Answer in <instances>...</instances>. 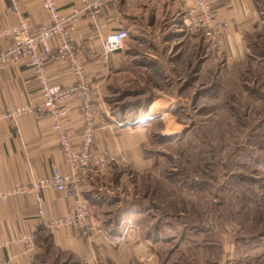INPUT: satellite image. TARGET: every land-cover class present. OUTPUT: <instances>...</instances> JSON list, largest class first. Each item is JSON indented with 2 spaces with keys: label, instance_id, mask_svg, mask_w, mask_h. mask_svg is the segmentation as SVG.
Masks as SVG:
<instances>
[{
  "label": "crops",
  "instance_id": "1",
  "mask_svg": "<svg viewBox=\"0 0 264 264\" xmlns=\"http://www.w3.org/2000/svg\"><path fill=\"white\" fill-rule=\"evenodd\" d=\"M18 1L21 15L33 31L48 22L41 0ZM77 1L55 0L65 17L70 16ZM213 1L229 24L217 38L188 31L187 12L192 0H111L98 12L77 18L73 31L77 61L95 94L93 156L111 158L107 166L95 164L92 158L83 177L82 191L92 226L86 235L70 226H48L50 221L64 217L72 205L63 192L44 188L39 192L40 203L33 194L9 196L0 203V264H142L144 243L134 225L139 209L124 204L129 198L120 182L151 169L152 157L144 153L151 125L163 124L156 135L168 134L169 122L175 126L170 107L180 98L176 94L199 93L206 81L210 53L226 60L239 59L244 53L245 35L260 21L258 0ZM9 7V0H0V29L20 19ZM112 31L125 32L124 46L105 54L103 41ZM9 42L0 40V49ZM45 73L61 86L75 80L65 61L48 62ZM143 85L150 87L146 109L114 114L113 96L126 88L136 93ZM40 100L39 83L24 60L0 70V190L46 177L52 168L69 171L48 116L21 114L17 128L4 116L7 108L34 105ZM161 109L169 119L162 116ZM141 117H148V122L143 124ZM65 125L79 150L83 131L79 102L70 103Z\"/></svg>",
  "mask_w": 264,
  "mask_h": 264
},
{
  "label": "rangeland",
  "instance_id": "2",
  "mask_svg": "<svg viewBox=\"0 0 264 264\" xmlns=\"http://www.w3.org/2000/svg\"><path fill=\"white\" fill-rule=\"evenodd\" d=\"M258 4L244 53H210L199 93L176 94L175 126L156 135L163 124L151 125V169L120 182L124 204L139 209L142 264H264V0ZM149 89L126 88L123 100H145Z\"/></svg>",
  "mask_w": 264,
  "mask_h": 264
},
{
  "label": "built area",
  "instance_id": "3",
  "mask_svg": "<svg viewBox=\"0 0 264 264\" xmlns=\"http://www.w3.org/2000/svg\"><path fill=\"white\" fill-rule=\"evenodd\" d=\"M111 0H78L72 7L70 16L60 14L55 0H41L42 8L48 14V22L33 31L27 19L21 15L18 0H9L10 9L20 15L19 21L0 29V40L10 42L0 49V70L11 68L24 60L33 70L40 86L41 100L37 104L18 105L7 108L4 116L17 128V117L21 114H45L52 120V129L56 135L59 150L65 157L69 171L60 172L52 168L49 175L16 184L0 190V203H5L9 196L33 194L40 203L39 192L51 188L65 193L72 200L67 214L48 223L50 228L74 227L83 235L90 232L91 214L83 196L82 181L86 168L94 158L95 164L109 162V156H93L94 129L96 125L95 94L88 82L82 77V69L77 61L74 43V22L81 14L96 13ZM193 6L187 12V29L191 33H201L207 38H217L228 29L227 21L215 9L213 0H192ZM124 31H112L103 41L105 54L121 50L124 46ZM52 42L54 43L52 45ZM65 61L71 66L75 80L72 84L61 86L52 83L45 73L48 62ZM79 102L83 120L81 148L77 150L68 134L65 121L70 112V103ZM38 215H42L41 208Z\"/></svg>",
  "mask_w": 264,
  "mask_h": 264
},
{
  "label": "trees",
  "instance_id": "4",
  "mask_svg": "<svg viewBox=\"0 0 264 264\" xmlns=\"http://www.w3.org/2000/svg\"><path fill=\"white\" fill-rule=\"evenodd\" d=\"M127 93V90H126ZM122 95L116 96L113 98V100H111L112 103V109L114 114L121 116L124 112L125 113H131V112H136L138 110L139 107H141V105L137 106V104H147L150 101V97H146L145 100H138V101H125L124 99V95L125 91H122L121 93ZM135 102V103H134Z\"/></svg>",
  "mask_w": 264,
  "mask_h": 264
},
{
  "label": "bare ground",
  "instance_id": "5",
  "mask_svg": "<svg viewBox=\"0 0 264 264\" xmlns=\"http://www.w3.org/2000/svg\"><path fill=\"white\" fill-rule=\"evenodd\" d=\"M144 114H145V113H144ZM161 114H162L163 117L169 119L168 113H167L165 110H163V111L161 112ZM145 119H148V117H141L139 120L141 121V120H145Z\"/></svg>",
  "mask_w": 264,
  "mask_h": 264
}]
</instances>
